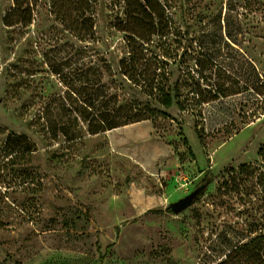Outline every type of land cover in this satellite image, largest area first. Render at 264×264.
Listing matches in <instances>:
<instances>
[{
	"label": "rangeland",
	"instance_id": "1",
	"mask_svg": "<svg viewBox=\"0 0 264 264\" xmlns=\"http://www.w3.org/2000/svg\"><path fill=\"white\" fill-rule=\"evenodd\" d=\"M156 1L169 34L154 51L188 113L50 143L40 107L63 88L44 55L83 45L47 3L4 27L0 0V264H218L263 225L264 0ZM93 18L89 48L117 72L121 0H96Z\"/></svg>",
	"mask_w": 264,
	"mask_h": 264
},
{
	"label": "trees",
	"instance_id": "2",
	"mask_svg": "<svg viewBox=\"0 0 264 264\" xmlns=\"http://www.w3.org/2000/svg\"><path fill=\"white\" fill-rule=\"evenodd\" d=\"M95 1L12 0V8L1 20L7 28H26L37 9L47 3L55 22L83 45L77 48L65 43L44 55L49 72L63 88L40 107L39 131L50 143L60 137L74 142L83 133L94 136L158 118L173 120L168 111L174 106L188 113L181 106L177 85H170L165 55L154 51L162 53L169 34L165 8L156 0H121L122 18H117L114 28L123 34L127 55L114 72L105 58H96L89 48L95 40ZM132 94L143 100L134 99ZM20 140L28 148L27 139ZM106 252L99 256L100 263ZM202 261H207V256ZM218 264H264V223L245 241L222 253Z\"/></svg>",
	"mask_w": 264,
	"mask_h": 264
},
{
	"label": "water",
	"instance_id": "3",
	"mask_svg": "<svg viewBox=\"0 0 264 264\" xmlns=\"http://www.w3.org/2000/svg\"><path fill=\"white\" fill-rule=\"evenodd\" d=\"M195 194H192L176 204L171 205V209L174 213H179L189 206Z\"/></svg>",
	"mask_w": 264,
	"mask_h": 264
}]
</instances>
